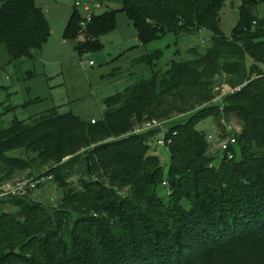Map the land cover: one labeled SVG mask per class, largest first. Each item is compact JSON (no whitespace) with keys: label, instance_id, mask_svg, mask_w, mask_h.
Listing matches in <instances>:
<instances>
[{"label":"trees","instance_id":"16d2710c","mask_svg":"<svg viewBox=\"0 0 264 264\" xmlns=\"http://www.w3.org/2000/svg\"><path fill=\"white\" fill-rule=\"evenodd\" d=\"M96 1L120 9L92 19L85 51L116 29L117 12L127 15L141 45L167 34L208 30L213 36L204 52L190 49L188 61L165 71L157 64L161 52L141 58L151 78L106 99L99 122L54 108L0 129V186L21 173L58 182L54 172L84 166L79 190L66 193L56 208L29 193L0 199V264H211L225 256L223 264H264V19L255 14L264 0H242L229 38L220 28L226 0ZM0 4V46L11 62L34 58L51 35L43 11L34 0ZM80 21L75 12L66 40L82 33ZM218 79L240 90L214 103ZM187 116L165 135L171 155L165 176L147 144L155 132L135 129ZM208 118L222 140L229 137L225 122L241 127L233 159L223 152L219 167L212 166L207 135L197 129ZM16 151L21 156L8 155Z\"/></svg>","mask_w":264,"mask_h":264},{"label":"rangeland","instance_id":"374dc122","mask_svg":"<svg viewBox=\"0 0 264 264\" xmlns=\"http://www.w3.org/2000/svg\"><path fill=\"white\" fill-rule=\"evenodd\" d=\"M34 1L44 13L51 35L42 48L34 52V58L16 62H11L0 46V129L10 128L14 121H29L54 108H58L62 114L73 113L86 122H99L103 119L106 99L125 92L141 79L151 78V67L139 63L141 58L161 52L157 64L159 69L165 71L173 62L188 61L190 49L204 52L213 36L208 30L181 36L167 34L159 40L141 45L137 40V30L127 15L117 12L116 29L98 39V48L85 51L81 46L87 41L89 23H86L87 12L84 8L88 7L94 17H97L107 10H119L120 5H110L107 8L96 0ZM77 3L81 6L77 7ZM241 7L242 0H226L220 12V28L225 37H231L238 25ZM75 12L81 18L82 33L75 40H66V28ZM255 14L260 20L264 19V2L258 4ZM251 66L252 60L247 57L249 76ZM261 68L264 72V66ZM216 84V99L220 96L223 98L236 89L222 79H218ZM187 120L188 116L165 122V132ZM224 126L229 136L235 135L236 129L238 130L234 123L225 122ZM197 129L212 136L211 142L207 141L210 146L209 155L212 166L219 167L224 156L217 147L218 142L222 141L220 130L211 118L201 122ZM161 135V132L154 133L147 144L150 153L161 158L167 176L171 155L167 147L157 146ZM8 155L19 157L21 153L16 151ZM83 168V165L77 164L65 174L59 172L57 175L54 172L53 178L57 176L58 182H45L29 192V197L45 207H58L66 193L79 190ZM27 176L28 173H21L17 181L25 180ZM5 209L7 212H15L10 205ZM224 260L227 261L226 256L214 259L211 264H223Z\"/></svg>","mask_w":264,"mask_h":264},{"label":"built area","instance_id":"2783aa9c","mask_svg":"<svg viewBox=\"0 0 264 264\" xmlns=\"http://www.w3.org/2000/svg\"><path fill=\"white\" fill-rule=\"evenodd\" d=\"M77 7H80V3H77ZM85 12H87V18L86 23H91L94 15L91 13V10L88 7L84 8ZM90 65H93L91 63ZM240 90L239 88H236L231 91L230 94L235 93L236 91ZM222 99V96L218 97L217 99H214V103L219 102ZM92 123H95V120L92 121ZM165 122L159 121V120H148L144 122L142 125L136 127L135 132L136 134L140 133H146V132H161V138L159 141H157V146L160 147H166L168 145V141L165 138L166 132H165ZM239 132L240 130H237ZM212 136H207V141L211 142ZM236 137L234 135L229 136L227 139H223L222 141L218 142L217 147L220 149L221 152H225L228 155L229 159H233V154L231 152V147L236 145ZM52 177H41L37 180H19L15 182L5 183L0 186V199L1 198H7V197H14V196H24L28 194L29 192H32L38 188L39 185L44 184L47 181H51ZM166 185V183L164 184Z\"/></svg>","mask_w":264,"mask_h":264},{"label":"water","instance_id":"95a60500","mask_svg":"<svg viewBox=\"0 0 264 264\" xmlns=\"http://www.w3.org/2000/svg\"><path fill=\"white\" fill-rule=\"evenodd\" d=\"M87 162H88V171H89V173H91V165H90V162H89V158H87Z\"/></svg>","mask_w":264,"mask_h":264},{"label":"crops","instance_id":"0c3cea01","mask_svg":"<svg viewBox=\"0 0 264 264\" xmlns=\"http://www.w3.org/2000/svg\"><path fill=\"white\" fill-rule=\"evenodd\" d=\"M237 125V127H238V130H240L241 129V127H240V125L239 124H236ZM219 149V148H218ZM219 151H220V149H219ZM221 152V151H220Z\"/></svg>","mask_w":264,"mask_h":264}]
</instances>
